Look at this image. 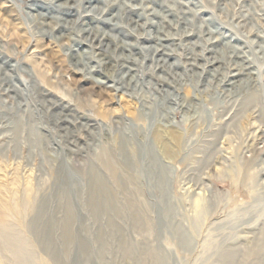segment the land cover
Segmentation results:
<instances>
[{
	"label": "rangeland",
	"instance_id": "obj_1",
	"mask_svg": "<svg viewBox=\"0 0 264 264\" xmlns=\"http://www.w3.org/2000/svg\"><path fill=\"white\" fill-rule=\"evenodd\" d=\"M118 137L113 218L85 201ZM0 191L29 264H264V0H0Z\"/></svg>",
	"mask_w": 264,
	"mask_h": 264
},
{
	"label": "bare ground",
	"instance_id": "obj_2",
	"mask_svg": "<svg viewBox=\"0 0 264 264\" xmlns=\"http://www.w3.org/2000/svg\"><path fill=\"white\" fill-rule=\"evenodd\" d=\"M74 55H73V58L75 57ZM101 60L102 61L100 63L103 65V67H101L103 68V73H102V76L100 77H102V80L96 77L95 81L100 89L106 90L107 88L109 89L111 87L110 85H107V86L105 85H106V81H108L109 77L111 76L109 75V73H110V70L114 67V65L109 58L103 57ZM107 91L112 92V89H109ZM174 136H175V132L173 130L159 129L153 135V142H156V144L158 143L160 145V148L164 152V154L169 155L170 153H172L171 152L172 149L170 148L169 142L171 140L178 139L177 137L175 138ZM118 138H119V142L117 143L115 142L116 144L115 146H113V149H108L107 147H104L101 150L100 154L97 156V162H98L97 165L100 166L105 171V173H107L108 176L106 177L108 178L102 177L103 175L101 176L98 168L94 166H91L88 169L87 171L88 172V195L85 201L86 205L91 209L93 213L98 214V215L100 213L109 214L110 216H113V218L118 216L120 214V211L123 210V208L129 209V210H131L132 208L131 207L132 203L129 201V199H127L124 202V206H121L118 198L116 197L118 192H122L125 190L124 182H122L121 178H119L118 168L120 165H125L128 168L132 167L133 162L130 157L134 156V150H132V148L130 150V153H127L126 151L125 147L127 145L126 144L127 141L122 137H118ZM114 154L115 155L117 154L120 157H122L123 161L118 164L115 163L113 160ZM61 184L62 185L66 184V177L64 176L61 177ZM60 195H62L60 196L59 199L61 201V207L64 212L63 217H64L65 222L68 223V221L71 219L73 215L72 206L68 202V200H66L64 193ZM15 207L16 206L14 207L10 206L5 201L0 199V244L5 250L11 251L15 259L20 264H29L28 263L29 252L27 250V245H26L24 238L21 237L18 233H15L5 222V217L7 214H10V213L19 214V210H17ZM30 207H31L30 204L26 206V208H30ZM41 209L42 207H40V210ZM131 217L136 224L140 222L141 217L137 211H133V212L131 211ZM113 218H110L109 221L107 222V224L110 227H114ZM61 238H62L64 245L65 244L69 245L73 241V237L67 225H65L62 230ZM102 245H104L103 242H102ZM122 248H123L124 253H128V249L124 245ZM228 257L229 255L227 256V258Z\"/></svg>",
	"mask_w": 264,
	"mask_h": 264
}]
</instances>
